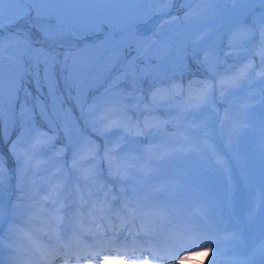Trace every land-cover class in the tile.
<instances>
[{"label": "rangeland", "instance_id": "obj_1", "mask_svg": "<svg viewBox=\"0 0 264 264\" xmlns=\"http://www.w3.org/2000/svg\"><path fill=\"white\" fill-rule=\"evenodd\" d=\"M85 7L90 11L98 9L101 13L110 10L119 14L121 11V6L114 3L69 6L70 10ZM194 7H204L207 12L194 23L187 33L181 34L166 29L160 35H154L159 30L162 21L144 33H141L142 30L136 32L137 39L148 40L149 43L155 40L156 43L142 51L139 58L136 59L137 70L142 71L135 95L139 97L142 94V96L139 98V109L130 108L128 115L133 121L138 120L141 124L146 120L154 121L159 124V127L151 130L145 129V133L142 134L145 135L144 139L141 138L142 135L129 136L123 131H111L106 135L101 134L97 129H102L105 126L104 117L107 115L105 100H111V96L106 97L104 92H100L99 97L102 99L99 100V108L88 115L87 119L84 118L88 123L87 128H89L90 133L87 134L86 131H82V124L79 126L74 121V126L73 121H70L74 129L72 130L73 135L68 137L65 134H60L61 139L59 145L55 144L56 147L53 146L54 139L51 143H40V146L35 149L33 164L30 166L26 181H24L23 191L18 187L17 165L10 154V146L25 133V125H23L19 116L21 103L27 101V104L33 107L35 113L34 125L48 133L50 137L53 133L58 135V130L64 132L65 120L61 114H58L54 117L56 128H50L41 119L39 111L34 107L37 99L49 104L47 87L43 86V81L39 86L34 84L31 76L27 77L23 81L24 83L22 82L20 89L25 88V91L23 90L21 97L16 100L15 123H9L8 105L6 103L2 125L5 131L0 134V155L6 160L7 168L11 172V176L5 185L3 203L0 204V208L3 209V214H0V239L4 240L5 244H7L10 226L20 230V234H25V228L31 232L32 229L38 226L36 220L30 219L32 212L30 206L32 204L43 205L46 212L56 215L55 208H58L59 205L53 206L47 201L49 198L56 199L53 192L55 185L59 184L60 188L64 189L68 180H73L72 186L76 195L72 207L78 215H82L81 218L85 223L89 220L90 215H88V212H91V208L87 211H82L80 208V197L83 196L82 192H84L83 187L79 183V178L74 179L75 176L72 177L71 173L79 174L72 167L73 153L81 152L86 142L90 140L93 144L99 146L102 153L110 141L112 148L118 154L115 157L116 159L126 154L148 157L149 167L152 171L139 178L142 183L138 186L145 190L163 189L162 192H154V203L164 207L165 215H175V219L178 221L177 227L180 228L184 241H187L188 254L192 258V262H195L197 257L204 253H209L212 256L216 245H219L221 250L220 264H233L232 257L243 260L252 255L261 242V238H264V204H260L261 193H264V104L261 103L260 89L264 87V83L256 81L252 85L246 86L245 89L234 90L223 97L217 92L213 100L214 110L200 107L189 108L187 112H182L181 109L187 104L190 82L204 80L205 78L214 79L201 63L205 59L209 60L220 72H223L227 67L246 63L249 59L257 65L259 70L260 57L255 54L259 45V36L257 35L246 41L244 49L232 51L229 49V41L232 40L235 43L242 40V35L233 36V28L237 21L242 18L240 10L246 5L233 3L232 0H216L215 3L202 6L194 5ZM175 9L179 10L174 11ZM184 12L185 8L181 6L180 0H177V3L171 9L170 16L183 17ZM141 24L143 23L137 24L135 28ZM249 24H251L250 20ZM19 28L30 32L31 37L35 40H43L37 29L32 27V19L21 22ZM110 31V27L105 24L99 32L85 34L82 37L69 36L58 43L68 46H81V48H71L73 51H79L87 47L88 50L83 55L97 57L98 62L102 65L104 55L107 54L106 49L93 47L100 44L91 46L90 43L106 37ZM202 33H207L205 39L198 40L197 37ZM6 34H8L7 31ZM117 35L121 34L118 33ZM54 48L60 53L59 47ZM136 48L137 44L135 42L130 48H125L123 51L124 59L136 58ZM64 49L66 50V48ZM61 54H63V51ZM8 57L9 51L6 47L4 53L6 88L10 78ZM101 58L102 61H100ZM217 58L219 59L218 64ZM61 59H63L62 55ZM119 71L120 69L117 67L113 68L107 75L102 74L110 80ZM97 74L101 76L100 73ZM64 75L65 73H62L58 68L56 78L58 81V94L62 97L61 104L65 103L68 98L75 97V88H68L65 85ZM147 80H149V83L146 85L150 86L151 91L148 88L143 89L141 86V83L145 84ZM94 85L95 83H92L86 87L87 94H89L90 87ZM118 87L126 92L130 89L128 83H123ZM26 92H30L34 96L28 98L25 95ZM252 92H255L256 96L251 101L253 107L247 109L245 115L248 126L232 139L229 147L228 123L225 121V112H238L240 105L245 102L244 97ZM147 94L149 96L148 105L146 104L148 101L145 102ZM154 99L158 101L155 105L153 104ZM49 115H52L51 108H49ZM204 121H208L209 124L207 130L210 131L211 135L208 138L225 162L230 171V176L225 175L223 171H219L210 159L205 160L195 155H186L183 151H177L172 155H164L166 150L172 152L174 148L180 147L176 140L189 127L195 131L196 135L204 139L201 130L197 128V125ZM32 126V122L27 125L29 128ZM89 134L95 137L91 139ZM34 136L35 133L25 136L26 145L33 143ZM185 148H187V145H185ZM67 164H69L70 172L66 170ZM97 164L99 165L98 161ZM241 168L246 172L243 177L241 176ZM64 172L66 173L64 174ZM53 173L57 175L54 177ZM61 175L64 176L63 180L60 179ZM114 181L121 183V181L115 179ZM89 184L94 189L95 201H97V197L103 200L100 185L97 183L95 185ZM120 185L119 193H122L123 185L122 183ZM66 193L67 188L65 192L61 193V200H63ZM21 197L23 199H20ZM68 202L71 203L70 200ZM97 202L99 203V201ZM254 203L258 207L253 217L249 219ZM63 212L69 213V208H64ZM160 217L163 216L146 217L145 223L153 225ZM108 221V219H102L100 223L101 234H105L108 230ZM23 225H26L24 229L21 228ZM237 230L241 234L240 242L230 239L231 234ZM55 231L59 239L61 235L71 233L68 224L67 226L59 224ZM89 232L91 233V229L88 230L86 238L91 242ZM205 234L212 235L215 238V243L211 247L189 249L188 246L191 242L198 240ZM20 238L19 235L18 240L21 245ZM8 257L7 247L0 250V264H7ZM182 257L186 256L182 255ZM120 259L125 261L123 256ZM143 261L149 262L147 259ZM55 264L75 263L57 260ZM77 264L95 263L83 258ZM256 264H259L258 260Z\"/></svg>", "mask_w": 264, "mask_h": 264}, {"label": "snow or ice", "instance_id": "obj_2", "mask_svg": "<svg viewBox=\"0 0 264 264\" xmlns=\"http://www.w3.org/2000/svg\"><path fill=\"white\" fill-rule=\"evenodd\" d=\"M215 2L216 0H180L185 12L183 17H177L170 16L171 9L177 3V0H0V134L5 131L2 126L5 117V104L8 105L9 123L14 124L16 100L21 90L20 85L27 77L31 76L34 84L39 86L43 81V86L48 89L49 104L37 99L34 105L35 109L39 111L41 119L50 128L55 129L54 117L62 114L65 120L63 125L65 134L70 137L72 124L68 121V117L71 115V110L60 106L62 97L58 94V81L56 78L58 68L62 73H65L63 76L65 85L68 88L76 89V95L73 99L85 119L99 108V100L102 99L101 97H93L92 103L89 104L86 87L99 79L98 72L103 71L107 75L113 68L118 67L120 69L115 76L111 77L109 87L105 90V96H111V100H105V111L107 113L104 117L105 126L102 129H97L101 134L106 135L111 131H123L129 136L142 135L145 129L158 128L159 124L154 121L146 120L141 124L138 120L133 121L128 115L130 108L139 109L140 107V100L135 93L138 90L142 70H137L136 59L139 58L142 51L156 43L155 40L149 43L148 40L137 39L134 29L137 24L146 23L153 16L159 15L162 22L159 30L154 35L158 36L166 29L184 34L207 12L204 7H194V5L202 6ZM232 2L246 5V7L240 10L242 18L237 21L233 28V36L242 35V40L235 43L230 40L229 49L232 51L242 50L246 41L258 35L259 45L255 54L260 57L259 70L257 65L249 59L246 63L227 67L223 72H220L209 60L205 59L201 63L214 79L205 78L204 80L190 82L188 101L186 106L181 109L182 112H187L189 108L205 107L213 109V100L217 92L223 97L234 90L245 89L246 86H250L256 81L264 83V0H232ZM113 3L121 6L119 14L110 10L103 13L98 9L90 11L87 7L72 10L69 8L70 5L88 6ZM29 19H32V27L37 29L41 38L52 45H56L69 36L82 37L85 34L99 32L107 24L111 31L106 41L103 44L93 46L106 49L107 54L104 55L103 64L101 65L98 62L97 57L83 55L88 50L87 47L79 51L68 49L63 54L56 51L54 47H37L32 40L31 33L19 28L21 22ZM249 20L251 24H249ZM6 31L7 36L5 35ZM118 33L121 34L119 38H117ZM206 35L207 33H202L197 39L203 40ZM133 42L137 44V57L124 59V49L130 48ZM6 47L9 51L8 61L10 67L7 88L4 80V53ZM61 55L63 59H61ZM218 63L219 59L217 58ZM121 83H128L130 89L127 92L119 89L118 86ZM25 95L31 96V93L26 92ZM260 95L261 103L264 104V87L260 89ZM255 96V92L246 95L244 97L245 102L240 105L238 112H225V121L228 123L229 147L232 139L248 126L245 115L247 109L253 107L251 101L254 100ZM157 103L158 101L154 99L153 104ZM49 108L52 109V115H49ZM19 116L23 125H25V133L10 146V154L17 165L18 187L23 191L24 181H26L30 166L33 164L35 149L40 146V143H51L55 138V133L50 137L48 133L34 125L35 113L33 107L27 104V101L21 103ZM29 122L33 124L30 128L27 127ZM197 128L201 130L204 139H201L189 127L176 140L180 147L174 148L172 152L166 150L164 155H172L177 151H183L186 155L191 154L205 160L210 159L219 171H223L225 175L230 176V171L225 162L208 138L211 135L210 131L207 130L209 128L208 121L197 125ZM33 133H35L33 143L26 145L25 136ZM185 145H187V148H185ZM117 155L110 141L103 149V155L101 156L99 146L93 144L90 140L86 142L81 152L73 153L72 167L79 172V178L86 185L88 183L95 185L96 178L100 175V167L97 164L98 159L108 163L109 174L115 180L121 181L123 185L121 189L123 196L119 197L122 200V205L119 208L110 206L109 197L111 194L103 185L99 186L103 200L97 197V201H99L97 203L89 197L85 201L82 196L80 208L82 211L91 208L92 211L88 212L90 216H96L98 213L102 214L101 219H108L113 228L116 227L117 223L123 225L120 233L113 232V235H118L120 238H123L124 232H128L131 236V230L138 224L139 231L137 235L140 232L148 235L152 231V226L145 223L146 217L165 215L164 207L154 203L153 196L154 192H162L163 189L145 190L138 186L142 183L139 178L152 171L147 156L137 157L126 154L116 159ZM56 175V173H53L54 177ZM245 175V170L241 168V176ZM10 176L11 172L7 168L6 160L0 155V204L3 203L5 185ZM60 179L63 180L64 176L61 175ZM66 188L65 185V188L61 189L60 185L56 184L53 188L56 199L49 198L47 201L53 206L59 205L58 208H55L56 215L46 212L43 205L34 203L30 206L32 209L30 219L38 222V226L34 229L35 232L42 233L51 239L59 224L67 222L72 238L80 236L84 222L79 220L78 217L63 212L64 208H71V204L68 202L69 195H65L63 200L60 199L61 193L65 192ZM260 204H264V193H261ZM257 207L258 205L254 203L249 219L253 217ZM0 214H3L2 208H0ZM113 215L115 221H112ZM92 223L95 224V221H92ZM19 235L20 230L10 226L7 244L0 239V250L5 247L8 249V264H40L41 260L44 261V264H52V260L57 257L65 259L70 255H78L69 253L66 247H56L50 244L47 248H41L36 245L33 251L40 254L39 260H27L28 253L21 248L18 240ZM230 239L240 242L241 234L239 230L233 232ZM214 243V236L205 234L198 240L191 242L188 247L189 249L211 247ZM220 255V247L216 245L209 264H220ZM153 256H155L154 250ZM232 260L233 264H256L257 260L259 264H264V238H261V242L250 257L243 260L232 257Z\"/></svg>", "mask_w": 264, "mask_h": 264}, {"label": "bare ground", "instance_id": "obj_3", "mask_svg": "<svg viewBox=\"0 0 264 264\" xmlns=\"http://www.w3.org/2000/svg\"><path fill=\"white\" fill-rule=\"evenodd\" d=\"M100 175L106 179L105 183L107 185H111L109 186L112 189V194L109 197L110 206L119 208L122 205V200L119 197L123 196V193H119L121 183L113 182L112 185L108 167H103ZM79 177L80 175H78ZM80 180L85 183L82 179ZM83 188L87 200L91 197V200L95 201L93 187L88 183L87 185L84 184ZM69 214L83 221L82 215H78L74 209H69ZM101 215L98 213L96 216H90L86 223L83 221L82 232L78 238H72V233L69 232L66 235H61L59 239L55 231V234L49 239L42 233L35 232V228L31 232L26 230L25 234H20V246L28 253L26 259L39 260L40 254L34 252L33 248L36 245H39L41 248H47L52 244L56 247H66L69 253L78 254L70 255L68 258L63 259L75 264L80 263L84 257L95 264H155V262L161 264H209L210 262L211 256L209 253L199 255L196 261L192 262V258L188 254L187 241H184L182 232L177 227L178 221L175 219V215L166 214L162 218L160 217L153 225L150 224L152 231L148 235H145L143 232L137 235L139 231L138 224L131 230V236H129L128 232H124L123 238L113 235V232L120 233L123 225L117 223L116 227L113 228L110 221H108L106 233L101 234ZM92 221H95V224ZM112 221H115L114 215L112 216ZM63 224L67 226V222ZM90 229L91 242L86 238V234ZM153 250L155 251V256H153ZM182 255L186 257H182ZM121 256L124 257L125 261L120 259ZM57 258L61 259L60 257ZM144 259L149 260V262L143 261ZM55 262V259L52 260V264H55ZM40 264H44V261L41 260Z\"/></svg>", "mask_w": 264, "mask_h": 264}, {"label": "trees", "instance_id": "obj_4", "mask_svg": "<svg viewBox=\"0 0 264 264\" xmlns=\"http://www.w3.org/2000/svg\"><path fill=\"white\" fill-rule=\"evenodd\" d=\"M65 51L66 50H64L63 53ZM100 61H102V58L100 59ZM98 73H100L101 76L97 74L99 76V79L95 81V85L93 87H90L89 94H87V99H88L89 104L92 103L93 97H97V95H100L101 94L100 92H104L105 93V90L109 87V82H110L109 78H107L106 75L102 74L104 72H98ZM147 83H149V80H147L145 84L141 83V86L143 87V89H147L148 88L151 91L150 86L146 85ZM121 84H123V83H121ZM125 84H127V83H125ZM20 92L21 93H19V95H20L19 98L21 97V94H22L23 90H20ZM74 93H75L74 95H76V89L74 90ZM141 96H142V94L139 97H137V98L139 99ZM148 99H149V96L147 94L145 102H147ZM19 102H21V100H19ZM70 104L71 105L69 107L65 108V109H70L71 112H72V110H75V112L78 113L80 117H82L81 112H80L77 104L74 102L73 97H70ZM146 104L148 105L149 101Z\"/></svg>", "mask_w": 264, "mask_h": 264}, {"label": "water", "instance_id": "obj_5", "mask_svg": "<svg viewBox=\"0 0 264 264\" xmlns=\"http://www.w3.org/2000/svg\"><path fill=\"white\" fill-rule=\"evenodd\" d=\"M162 18L159 16L155 19H153L152 21H150L148 24L142 25L141 28H143L144 30H148L150 27L154 26L156 23H158ZM118 38V37H117ZM107 38L101 39L99 41H97L96 43H101V42H105Z\"/></svg>", "mask_w": 264, "mask_h": 264}]
</instances>
